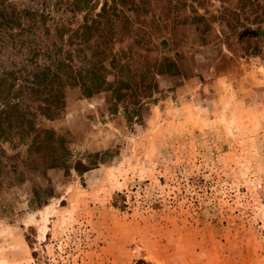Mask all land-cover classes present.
Returning <instances> with one entry per match:
<instances>
[{"label":"rangeland","instance_id":"1","mask_svg":"<svg viewBox=\"0 0 264 264\" xmlns=\"http://www.w3.org/2000/svg\"><path fill=\"white\" fill-rule=\"evenodd\" d=\"M39 1L0 0V21ZM139 1L132 40L112 43L141 41L127 96L85 97L70 81L58 113L37 117L65 156L0 190V264H264V0ZM45 2L50 19L83 23L84 8ZM29 18L0 24V70L41 64L44 42L67 56L44 27L1 38Z\"/></svg>","mask_w":264,"mask_h":264},{"label":"trees","instance_id":"2","mask_svg":"<svg viewBox=\"0 0 264 264\" xmlns=\"http://www.w3.org/2000/svg\"><path fill=\"white\" fill-rule=\"evenodd\" d=\"M93 2L64 0L62 10L75 12L85 9L83 23L78 29L72 30L65 26L62 17L50 19L47 3L45 0L39 1L43 10L37 12L34 9H23L22 13L30 14L26 26L18 24L17 32L1 37L9 39L11 43L16 38L21 44L24 42L25 31L30 30L36 35V30L44 27L45 39L53 35L63 37L65 44L70 47L69 50H63L62 54L67 56L62 57L59 54L61 52L57 53L60 46H56L54 42H44L41 64L34 61L31 69L26 68V64H21L12 70H0V190L18 185L27 176L30 178L42 171L44 174L47 169L59 166V160L64 158L66 148L62 137L56 136L53 131L39 129L36 122L39 115L51 119L53 114L58 113L64 83L72 81L71 84L78 85L85 97L108 90L113 101L125 98L127 90L131 89L136 75L127 59L133 53L132 45H138L141 41H131L132 36L129 34H132V19L139 10L140 1ZM58 4L59 1H56L52 8L56 10ZM89 10L90 13L87 12ZM10 11L13 13L10 16L2 14L0 24H13L22 14L16 10ZM46 18L50 19L52 28L45 23ZM120 36H128L132 45L128 43L117 53L113 50L112 43ZM120 41L122 42H116ZM27 48L33 52L34 58L36 54L33 47L29 44ZM24 60L31 61L29 58ZM145 63V72L149 74L152 64L149 60ZM153 85L150 79L143 84L148 89ZM36 189L41 190V184H37ZM45 198L36 195L32 202L35 205L45 203ZM136 264L151 263L139 260Z\"/></svg>","mask_w":264,"mask_h":264}]
</instances>
